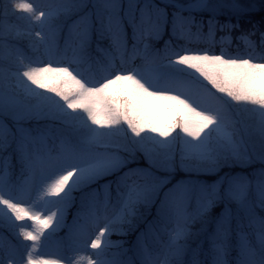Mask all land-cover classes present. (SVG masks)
I'll return each mask as SVG.
<instances>
[{"label": "snow or ice", "instance_id": "obj_1", "mask_svg": "<svg viewBox=\"0 0 264 264\" xmlns=\"http://www.w3.org/2000/svg\"><path fill=\"white\" fill-rule=\"evenodd\" d=\"M0 230V264H264V0H0Z\"/></svg>", "mask_w": 264, "mask_h": 264}, {"label": "rangeland", "instance_id": "obj_2", "mask_svg": "<svg viewBox=\"0 0 264 264\" xmlns=\"http://www.w3.org/2000/svg\"><path fill=\"white\" fill-rule=\"evenodd\" d=\"M54 122H45V121H41V122H33V123H30V124H27L25 125L26 127H39V128H42L46 131L47 135L49 136V143H52L53 140H55L56 142H58V137H61L63 135H65V133H61L59 131L60 129V126H57L56 124L54 125L53 124ZM211 177V176H210ZM213 177L211 178H207V177H204V179H207V180H211ZM71 209V208H70ZM70 209L68 210L66 216H65V225L66 226H71L72 224V219H73V216H72V213L74 211H71L70 212ZM26 224L30 223V222H25ZM50 231V229H49ZM65 234V230L64 229H61L60 232L58 233V235L60 236H63ZM50 254V250H46V249H41L40 250V255L41 256H44V255H49Z\"/></svg>", "mask_w": 264, "mask_h": 264}, {"label": "trees", "instance_id": "obj_3", "mask_svg": "<svg viewBox=\"0 0 264 264\" xmlns=\"http://www.w3.org/2000/svg\"><path fill=\"white\" fill-rule=\"evenodd\" d=\"M31 2H33V3H38V4L43 5V4L47 3V0H31ZM16 15L19 16L20 14L17 13ZM8 22H9V23H15V24H18L21 28L26 27V22H25L24 20H18V19L9 18V21H8ZM60 43L63 44V38H62V37H61V39H60ZM233 46H235V44H233ZM213 50H214V51H219L218 48L213 49ZM25 51H26V49H25ZM137 63H138V62H137ZM53 124H54V125L56 124L57 126H60L59 124H57V123H55V122H54ZM59 131H60L62 134L64 133V131L62 130V127H61V126H60ZM11 163H12V165H13L11 171L13 172V179H15V176H16L15 160L13 159ZM141 166H145V165L142 163ZM207 178H211V177L208 176ZM74 195H75V194H74ZM72 209H73V208H72ZM74 210H75V209H74ZM0 235L8 236V233L4 232L3 230H0ZM8 238H9V239H12V237H10V236H9ZM122 239H125V238L118 237V236H113V237H112V240H113V241H119V240H122ZM127 239H131V237H128Z\"/></svg>", "mask_w": 264, "mask_h": 264}]
</instances>
